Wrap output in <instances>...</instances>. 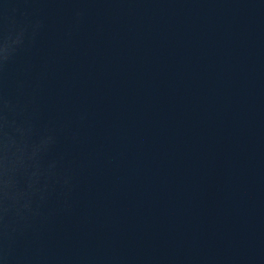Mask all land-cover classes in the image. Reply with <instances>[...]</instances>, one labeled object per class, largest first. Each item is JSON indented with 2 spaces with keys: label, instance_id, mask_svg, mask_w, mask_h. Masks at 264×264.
Wrapping results in <instances>:
<instances>
[{
  "label": "water",
  "instance_id": "1",
  "mask_svg": "<svg viewBox=\"0 0 264 264\" xmlns=\"http://www.w3.org/2000/svg\"><path fill=\"white\" fill-rule=\"evenodd\" d=\"M0 264H264V0H0Z\"/></svg>",
  "mask_w": 264,
  "mask_h": 264
}]
</instances>
